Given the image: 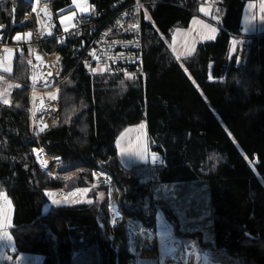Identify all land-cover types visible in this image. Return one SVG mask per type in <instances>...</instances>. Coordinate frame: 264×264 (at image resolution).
Wrapping results in <instances>:
<instances>
[{
  "label": "trees",
  "instance_id": "16d2710c",
  "mask_svg": "<svg viewBox=\"0 0 264 264\" xmlns=\"http://www.w3.org/2000/svg\"><path fill=\"white\" fill-rule=\"evenodd\" d=\"M121 1L90 0L103 16L100 25L113 19ZM254 1L147 0L145 82L91 78L82 60L68 54L73 42L43 44L41 51L60 52L64 61L55 84L59 121L39 137L30 113L29 69L24 57L16 59L11 78L21 85L9 105L0 102V188L12 201L15 255H39L43 264H139L127 226L111 225L110 208L154 234L163 215L177 233L202 241L201 232L183 234L173 205L158 198L166 187L179 197L197 190L207 196L214 243L201 244L213 263L264 264V33L247 36L242 26L244 8ZM69 4L52 1L56 19ZM207 4L220 17L216 40L177 59L169 43L173 33L201 17ZM14 8L18 20L31 10L23 0H5L0 23L12 21ZM233 39L249 41L244 60L242 44L232 51ZM140 124H146L150 152L164 164L123 166L117 140ZM40 149L62 161L52 175L38 163ZM52 160L55 169L59 160ZM96 172L113 178L112 200L119 205L111 206V187L94 185ZM85 188L93 203L58 206L45 194Z\"/></svg>",
  "mask_w": 264,
  "mask_h": 264
},
{
  "label": "built area",
  "instance_id": "2783aa9c",
  "mask_svg": "<svg viewBox=\"0 0 264 264\" xmlns=\"http://www.w3.org/2000/svg\"><path fill=\"white\" fill-rule=\"evenodd\" d=\"M4 1L0 0V4ZM23 1L31 6V10L24 14L22 20L17 19V9L14 8L12 21L0 23V61L5 63V67L10 66L12 69L11 72H5L3 68L0 71L9 77L14 75L17 50L21 46L29 69L30 113L37 137L49 131L51 126L59 121L60 103L57 99L52 100L50 96L43 94L53 91L56 80L62 73L64 61V55L60 52L51 54L45 50L41 51L40 46L43 44L55 42L65 46L73 42L68 54L73 59L82 60L84 71L91 78H145L143 24L147 0H122L119 4H114L113 9L118 12L113 19H106L102 25L98 20L103 16L93 11L87 18L76 19L74 28L65 32L55 18L51 6L53 0ZM136 25L138 27H135ZM35 26L36 31L28 40L22 43L13 41L17 30ZM6 49L12 50L11 58ZM46 100H51L57 105L56 118L50 122L47 117L40 120L38 115L41 103ZM53 112V109H49L46 113L50 115ZM41 123L45 124L42 132ZM41 150L44 152L43 149L37 152ZM36 158L39 159L37 154ZM56 165H60L59 161ZM189 252H192V249L187 247L183 253L184 264H190V256L187 255Z\"/></svg>",
  "mask_w": 264,
  "mask_h": 264
},
{
  "label": "rangeland",
  "instance_id": "374dc122",
  "mask_svg": "<svg viewBox=\"0 0 264 264\" xmlns=\"http://www.w3.org/2000/svg\"><path fill=\"white\" fill-rule=\"evenodd\" d=\"M69 1H70V4L66 8H63L57 12V16H58L57 20H59L58 23L60 24V27L64 32L68 31L70 29H73L75 22H76V19H78L79 17L90 16L91 13L93 12V9H94V7L91 5L90 0H78V4L73 3V0H69ZM81 7L88 8V11L81 12V10H80ZM215 24H218V22L216 21ZM66 28H67V30H65ZM34 31H36V26L35 27H27L25 29H20V31L17 30L15 32V36L17 34H22L21 39L16 40L15 36H14L13 41L18 42V43H22V42L28 40L30 37H32ZM29 33H31L30 36L28 35ZM249 47H250L249 41L245 42L244 44L242 43V45L240 47V50H241L240 51V59L241 60L245 59V57L249 51ZM18 48L19 49L17 50L16 59L21 61L22 57H24V52L22 49H20V48H22L21 46H19ZM15 62H16V60H15ZM3 67H5V63H3ZM0 69H2V68H0ZM0 77H3V79H0V102L3 103L4 99H8L11 102L12 92L15 89L19 88L21 84L18 81H16L15 79L3 74L1 71H0ZM130 80H132V79H130ZM56 92H57L56 87H54L53 91L44 93L43 95L51 97L52 95H56ZM9 104H4V105H9ZM148 145H149V143H148ZM37 153L38 152H36V154ZM148 155H149V161H150L151 160L150 159L151 152H150L149 146H148ZM121 162H122V160H121ZM50 165H52V164H49L48 167ZM58 168H59V165H57V167L55 169L53 167V169H50V171L56 172L58 170ZM112 182L113 181L110 178L108 182L107 181H106V183L98 182L99 184H97V185L104 186V184H105V186L111 187V190H110L111 206H112L114 201H117L118 205H119V200H112V193H113L114 189L117 190L115 185H111ZM179 189H177V190H179ZM161 191H162L161 197L158 196V198L163 199V200H167L173 205V210H175L176 215L179 217V220L182 223V231L183 232L194 233L196 231H201V232L203 231V237H204V241H205L204 243H214V235L210 230H207V229L196 230L193 225H186V223H185V221L190 223V224L196 223L198 225H201V228L203 229L205 227L204 225H206L208 223V220L211 219L212 212H211L210 208L208 207V203H207L208 198L204 193H201L199 190H197V191L192 192V194L187 193V194H184L183 196L179 197L176 194V192H177L176 190L163 187V188H161ZM52 192L54 193L55 199L62 201L61 205L82 203L87 199V197H86L87 193L85 194V193L81 192V193H76V195H71L72 193L76 192V190H74L73 192H69V193H66L63 191H52ZM65 197H67V201H65ZM49 199L52 202V198L49 197ZM2 206L4 207L5 211H8L6 204L2 203ZM12 208H13V206H12ZM110 209L112 212V208H110ZM159 215H160V212H159ZM184 215H186V216L183 217ZM162 216L161 217L159 216V218H158L159 223H158L157 233L154 234L152 232V234L154 235V238H155V249L153 251H149V250H142L141 251V249L138 246L139 244L132 239V236L130 234V248L132 249L134 254L138 253V255H136V256L139 259V264H141V262H143V264H147V262L149 263V261L154 262L158 259L157 257H154V256H156L157 251H158L157 246L160 248V236L159 235H160V232L162 231L161 226L165 222L167 224L171 225V222H167V220L164 221ZM125 220H126L127 224L128 223L130 224V222H127L126 218H125ZM126 223H125V225L127 226V230L129 231L128 225ZM117 226H120V225H117ZM172 230L174 232L173 226H172ZM146 231H148V230H146ZM148 232L151 233L150 230ZM177 240L182 242V240H180V239H177ZM187 242L190 243L192 241L188 240ZM179 247L181 249L184 248L182 246V243H180ZM184 252H185V249L182 253H184ZM179 254H181V253H179ZM21 258H22V260L26 261V262H23L22 264H43L42 263L43 257L39 256V255H23V254H21ZM167 260H165V264H166Z\"/></svg>",
  "mask_w": 264,
  "mask_h": 264
},
{
  "label": "crops",
  "instance_id": "0c3cea01",
  "mask_svg": "<svg viewBox=\"0 0 264 264\" xmlns=\"http://www.w3.org/2000/svg\"><path fill=\"white\" fill-rule=\"evenodd\" d=\"M260 3H261V0L249 2L244 8L242 26H243V32L247 36L260 35V34L262 35L264 33V21H261ZM250 5H252V7H250ZM202 7L210 8V15H206L204 12L200 11L199 15H201V17H196V18L192 19L188 28H185L183 30H177L172 35L171 41L169 42L170 48L176 57L179 55V57H180L179 59H183V58H187V57L191 56L195 51L192 52L191 55H188L187 53L193 47L196 50L198 45H200L201 43L216 40V38L219 34L218 24H215L213 22L214 19L212 18L213 17V7L210 4L204 5ZM249 18H254V19H251V21L249 22ZM201 21H203L204 23L212 24L214 27H216L218 29L216 34H215V39L209 40V39H203L202 38L203 35H207L208 33H207V30L204 29L203 24L200 23ZM246 29H248V30H246ZM173 48L176 49L175 52L173 51ZM141 125H144V127L142 128ZM121 136L118 138V140L120 141V144H119V146L117 145V148H118V152H119V155L121 157L123 166H125L126 168H132L134 166H137L140 164H146L149 162V159L148 160L141 159L138 155L135 154V152L127 151L129 148H134L138 145L140 147H143L145 144H146L147 149H148L149 140L147 138L148 132H147L146 124H140L137 126H133L129 129H127L123 133V139H121ZM122 148L126 150L123 154L121 153ZM106 177L108 179V176L100 175L99 179H97V182L106 183V181H107ZM0 190H2V189L0 188ZM2 191H4V190H2ZM2 203H4V202L2 200H0V205H2ZM5 212L8 213L11 224H12V227L7 228L5 230L11 234V236L13 238V243L10 244L6 240L0 241V264H22L23 262H26V261L22 260L21 255H15V251H13V244H14V248H15L14 237L12 235V230L14 229V226H13V208L11 209L10 212L9 211H5ZM120 214L123 217L122 213H120ZM185 216L186 215H184L183 217H185ZM177 218H178V221L180 222L178 224L179 227H182V223L179 220L178 216H177ZM163 219H164V221L167 220L165 218H163ZM185 223H186V225H193L196 230L207 229V230L211 231V225H212L211 219L208 220V223L206 225H204L205 227L203 229L201 228V225H198L196 223L190 224L186 221H185ZM127 225L129 226V223ZM171 225L173 226V229H174V225L172 223H171ZM181 231H182V229H181ZM198 232H201V231H196V232H194V234H197ZM182 233L184 234V233H188V232H182ZM201 233L203 234V231ZM173 234L176 237V239L182 240L181 243H182V246L184 247L183 249H181L182 252L184 251V249H186V245L189 244L187 241L190 240V241L196 243L199 250H201L202 255L207 254L210 257L209 264H215L211 260V254H210L211 251L209 252V250H206L205 247L201 244L202 241L205 242L204 237H202V241H200L198 236H194V237H190V236L188 237L187 236L186 237L184 235H180L175 230H174ZM190 234H193V233H190ZM184 242H186L185 245H183ZM157 250H158L157 254L154 257L158 258L159 254H160V248L158 246H157ZM130 252L132 254H134V252L132 251L131 248H130ZM7 257H11V259H7ZM168 258H166L165 260H167ZM170 263H171V258H169L166 261V264H170ZM189 263L190 264H198V261L196 260L195 256H190L189 257ZM147 264H153V262L149 261V263L147 262ZM164 264H165V262H164Z\"/></svg>",
  "mask_w": 264,
  "mask_h": 264
},
{
  "label": "snow or ice",
  "instance_id": "6c2138e0",
  "mask_svg": "<svg viewBox=\"0 0 264 264\" xmlns=\"http://www.w3.org/2000/svg\"><path fill=\"white\" fill-rule=\"evenodd\" d=\"M73 3L78 4V0H73ZM94 7V6H93ZM250 7H252V5H250ZM81 12H86L88 11V8L86 7H81L80 8ZM200 11L204 12L206 15H210V8L208 7H201ZM221 11V9L217 8L216 12L219 13ZM260 11H261V21H264V0H261L260 3ZM214 20H216L217 22H219L220 17L218 15L213 16L212 17ZM251 19L254 18H249V22L251 21ZM201 24H203L204 29L207 30V35H203L202 38L203 39H215V34L217 32V28L214 27L212 24H208V23H204L203 21L200 22ZM2 27V26H0ZM135 27H138V25H136ZM67 30V28L65 29ZM248 30V29H246ZM21 35L22 34H17L15 36L16 40H20L21 39ZM29 36L31 35V33L28 34ZM232 51L235 52L236 51V46L237 44H242L243 41H237L236 39L232 40ZM9 58H11L12 55V50L11 49H6ZM173 51L175 52L176 49L173 48ZM195 51V48L193 47L187 54L191 55L192 52ZM179 55L177 56V59H179ZM37 59H39V57H37ZM29 63H31V61H29ZM237 63H239V60H237ZM0 68H3V71L5 72H11V67H3V62L0 61ZM211 78V77H210ZM0 79H3V77H0ZM33 79H35V77H33ZM121 83L123 84V81H121ZM52 100H56L57 96L56 95H52L51 96ZM4 104H9L10 101L8 99H4L3 100ZM141 127L143 128L144 125H141ZM44 129L41 128L40 131L42 132ZM121 139H123V134L121 136ZM120 141H117V145L119 146ZM42 151V150H41ZM126 150L125 149H121V153L123 154ZM127 151L130 152H135L136 155H138L141 159L144 160H148L149 156H148V149L146 144L143 147H140L139 145L134 147V148H129ZM151 163L153 164H164V160L159 157L158 154L156 153H151ZM41 164L43 167H47L46 163L41 161ZM49 175H52L51 172L48 173ZM94 177L96 179H99L100 175H104V174H93ZM65 179H68V177H65ZM107 179V177H106ZM91 191V189L89 188H85V189H76V192L72 193L71 195H76V193H87ZM48 197L52 198V203L54 205H61L62 201L55 199L54 198V193L51 191H46L45 193ZM104 193L100 192L99 193V197L100 199L104 198ZM109 195H111V193H109ZM0 200H2L4 202V204L7 205L8 211L10 212L12 209V201L7 197L6 193L2 190H0ZM65 201H67V197H65ZM84 202L87 203H93V200L91 199H86ZM159 216V213L157 214ZM117 218H120V213H119V209L118 208H113V220H112V224L113 226H115L116 224V220ZM12 227L9 215L7 212H5L4 207L2 205H0V241H8L10 244L13 243V238L11 236V234L6 231L5 229ZM162 227V231L160 232V254L159 257L156 261L153 262V264H164L165 259L168 257H171L173 261H177V253H181L180 255V260L183 259V253L181 248L179 247L180 245V241H178L176 239V237L173 234V230H172V226L167 224L166 222L161 226ZM186 247H190L193 249L192 252L187 253L188 256H195L196 260L198 261V264H209V260L210 257L207 254H201V250H199L198 246L196 245L195 242H190L188 245H186ZM134 250V249H133ZM13 251H15L14 248V244H13ZM7 259H11V257H7ZM141 264H143V262H141ZM178 264V262H177Z\"/></svg>",
  "mask_w": 264,
  "mask_h": 264
},
{
  "label": "bare ground",
  "instance_id": "6f19581e",
  "mask_svg": "<svg viewBox=\"0 0 264 264\" xmlns=\"http://www.w3.org/2000/svg\"><path fill=\"white\" fill-rule=\"evenodd\" d=\"M144 66H145V47H144ZM145 73H146V71H145ZM143 81L145 82V78L143 79ZM40 109L42 112H44L43 114L41 111L38 112L40 120L43 117H47L48 121L50 122L56 118L57 105L55 103H53L51 100H46V101L42 102L40 105ZM49 109L54 110V112L50 115L48 113H46ZM44 125L45 124L41 123L42 128L44 127ZM37 156H38L40 162L43 161L46 163L47 167L49 164H52V167L48 168V169H53L54 166H53V161H51L52 158H49L43 151L38 152ZM47 167H45V169ZM119 213H121L120 209H119ZM112 220H113V209H112ZM121 224L125 225V222H124V217H122L120 214V218H117L115 226L121 225ZM128 229H129V235L131 234L132 239L139 244L138 246H140L141 249L149 250V251H153L155 249V238H154V235L152 234V232L150 233V232L143 230L142 228H139V227H137L131 223L129 224ZM177 262H178V264H184V258L182 260H180V254L179 253L177 254V261H173L171 258L170 264H177Z\"/></svg>",
  "mask_w": 264,
  "mask_h": 264
},
{
  "label": "water",
  "instance_id": "95a60500",
  "mask_svg": "<svg viewBox=\"0 0 264 264\" xmlns=\"http://www.w3.org/2000/svg\"><path fill=\"white\" fill-rule=\"evenodd\" d=\"M48 156V155H47ZM49 157V156H48ZM51 158V157H50ZM38 163H39V165H40V167L42 168V170L44 171V172H49V170H46L43 166H42V164H41V162H40V160L38 159ZM59 163L61 164L62 163V161H61V159H59ZM97 173V172H96ZM95 173V174H96ZM99 173H102V174H105V175H107V176H109L112 180H113V178L110 176V175H108V174H106V173H104V172H99ZM113 182H114V180H113ZM97 184H99L97 181H96V179H95V182H94V185H97ZM114 184H115V182H114ZM105 185V184H104ZM111 218H112V212H111ZM111 225L113 226V224H112V221H111ZM114 227V226H113Z\"/></svg>",
  "mask_w": 264,
  "mask_h": 264
},
{
  "label": "flooded vegetation",
  "instance_id": "af4514ba",
  "mask_svg": "<svg viewBox=\"0 0 264 264\" xmlns=\"http://www.w3.org/2000/svg\"><path fill=\"white\" fill-rule=\"evenodd\" d=\"M55 18H56V16H55ZM56 20H57V19H56ZM58 21H59V20H58ZM58 21H57V22H58ZM58 24H59V23H58ZM59 25H60V24H59Z\"/></svg>",
  "mask_w": 264,
  "mask_h": 264
}]
</instances>
